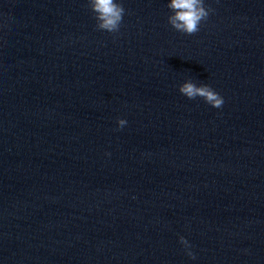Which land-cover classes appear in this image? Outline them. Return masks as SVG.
Instances as JSON below:
<instances>
[{
  "label": "clouds",
  "instance_id": "1",
  "mask_svg": "<svg viewBox=\"0 0 264 264\" xmlns=\"http://www.w3.org/2000/svg\"><path fill=\"white\" fill-rule=\"evenodd\" d=\"M171 14L168 23L177 32L194 35L200 30L201 23L206 21L212 9L205 6L204 0H169L167 4ZM88 8L94 14L97 30L117 33L120 30L125 9L117 0H88ZM179 92L190 100L202 98L205 103L214 108L222 107L224 100L211 86L197 85L192 80H186L179 86ZM125 119H118V128H123ZM180 243L188 249V241L181 236ZM187 255L195 259L191 251Z\"/></svg>",
  "mask_w": 264,
  "mask_h": 264
}]
</instances>
